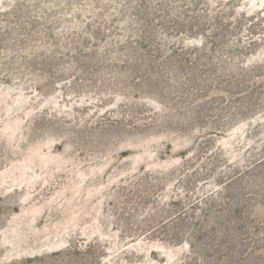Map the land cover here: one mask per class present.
Returning a JSON list of instances; mask_svg holds the SVG:
<instances>
[{"label":"rangeland","instance_id":"rangeland-1","mask_svg":"<svg viewBox=\"0 0 264 264\" xmlns=\"http://www.w3.org/2000/svg\"><path fill=\"white\" fill-rule=\"evenodd\" d=\"M0 264H264V0H0Z\"/></svg>","mask_w":264,"mask_h":264}]
</instances>
